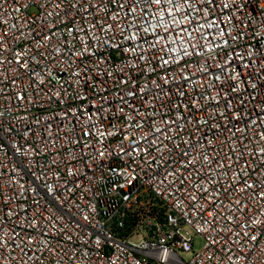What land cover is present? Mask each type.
Wrapping results in <instances>:
<instances>
[{
    "label": "built area",
    "instance_id": "built-area-1",
    "mask_svg": "<svg viewBox=\"0 0 264 264\" xmlns=\"http://www.w3.org/2000/svg\"><path fill=\"white\" fill-rule=\"evenodd\" d=\"M0 264H264V0H0Z\"/></svg>",
    "mask_w": 264,
    "mask_h": 264
},
{
    "label": "rangeland",
    "instance_id": "rangeland-1",
    "mask_svg": "<svg viewBox=\"0 0 264 264\" xmlns=\"http://www.w3.org/2000/svg\"><path fill=\"white\" fill-rule=\"evenodd\" d=\"M202 245H203V241H202L201 239L197 238V239L195 240V247H196L197 249H200V248L202 247Z\"/></svg>",
    "mask_w": 264,
    "mask_h": 264
},
{
    "label": "snow or ice",
    "instance_id": "snow-or-ice-1",
    "mask_svg": "<svg viewBox=\"0 0 264 264\" xmlns=\"http://www.w3.org/2000/svg\"><path fill=\"white\" fill-rule=\"evenodd\" d=\"M155 2H156V3H159V2H160V0H155Z\"/></svg>",
    "mask_w": 264,
    "mask_h": 264
}]
</instances>
